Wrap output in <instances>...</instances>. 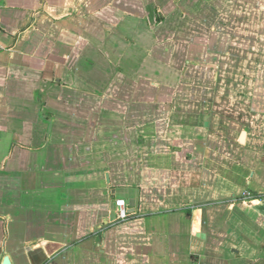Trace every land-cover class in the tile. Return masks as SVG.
<instances>
[{
  "label": "crops",
  "instance_id": "1",
  "mask_svg": "<svg viewBox=\"0 0 264 264\" xmlns=\"http://www.w3.org/2000/svg\"><path fill=\"white\" fill-rule=\"evenodd\" d=\"M5 257L264 264V0H0Z\"/></svg>",
  "mask_w": 264,
  "mask_h": 264
},
{
  "label": "built area",
  "instance_id": "2",
  "mask_svg": "<svg viewBox=\"0 0 264 264\" xmlns=\"http://www.w3.org/2000/svg\"><path fill=\"white\" fill-rule=\"evenodd\" d=\"M115 206V217L117 222H122L130 217V213L127 210V205L123 200H117L114 203Z\"/></svg>",
  "mask_w": 264,
  "mask_h": 264
},
{
  "label": "water",
  "instance_id": "3",
  "mask_svg": "<svg viewBox=\"0 0 264 264\" xmlns=\"http://www.w3.org/2000/svg\"><path fill=\"white\" fill-rule=\"evenodd\" d=\"M2 264H10V263H9V260H8L7 257H5V258L3 259V263H2Z\"/></svg>",
  "mask_w": 264,
  "mask_h": 264
}]
</instances>
